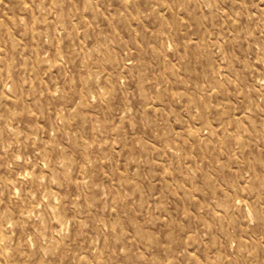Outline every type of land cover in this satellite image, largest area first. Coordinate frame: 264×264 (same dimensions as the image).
I'll use <instances>...</instances> for the list:
<instances>
[{
  "label": "rangeland",
  "instance_id": "rangeland-1",
  "mask_svg": "<svg viewBox=\"0 0 264 264\" xmlns=\"http://www.w3.org/2000/svg\"><path fill=\"white\" fill-rule=\"evenodd\" d=\"M0 264H264V0H0Z\"/></svg>",
  "mask_w": 264,
  "mask_h": 264
},
{
  "label": "bare ground",
  "instance_id": "bare-ground-1",
  "mask_svg": "<svg viewBox=\"0 0 264 264\" xmlns=\"http://www.w3.org/2000/svg\"><path fill=\"white\" fill-rule=\"evenodd\" d=\"M94 77H92V79H93ZM96 78V77H95ZM96 80V79H95ZM174 153V152H173ZM42 162H44V161H42ZM43 164V163H42ZM60 164V163H59ZM59 166V165H58ZM64 166V165H63ZM48 168V167H47ZM62 168V167H61ZM64 170V169H63ZM25 176V175H24ZM21 177V176H20ZM32 180V179H31ZM39 180V179H38ZM34 181V180H33ZM32 181V182H33ZM36 181V180H35ZM14 182H15V180H14ZM9 183V182H8ZM10 184V183H9ZM8 185V184H7ZM12 185V184H11ZM48 197H50V196H48ZM51 204V203H50ZM33 210V209H32ZM54 210V209H53ZM31 213V212H30ZM51 213V212H50ZM56 213V212H55ZM24 215V214H23ZM31 215V214H30ZM56 215V214H55ZM32 217V216H31ZM56 217H58V216H56ZM9 221V220H8ZM60 223H62V222H60ZM62 225V224H61ZM45 236V235H44ZM50 238V237H49ZM48 238V239H49ZM5 241V240H4ZM6 242V241H5ZM7 243V242H6ZM48 250V249H47Z\"/></svg>",
  "mask_w": 264,
  "mask_h": 264
}]
</instances>
